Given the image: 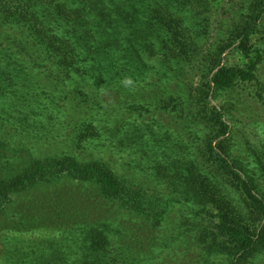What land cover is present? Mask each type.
Listing matches in <instances>:
<instances>
[{
  "label": "trees",
  "instance_id": "trees-1",
  "mask_svg": "<svg viewBox=\"0 0 264 264\" xmlns=\"http://www.w3.org/2000/svg\"><path fill=\"white\" fill-rule=\"evenodd\" d=\"M213 7L212 0H0V218L19 197L40 190V217L17 212L14 229L62 231L59 240L13 237L3 263L138 264L177 204L181 218L192 216L210 246L233 263L264 253V191L234 157L224 108L213 105L258 80L263 52L255 38L264 0H239L222 16L195 95L187 100L174 88L200 57L202 35L212 28L202 15ZM229 51L238 65L222 64ZM124 95L142 103L101 104ZM71 100L78 102L77 121L69 118ZM153 108L186 112L183 121L197 137L205 131L196 141L202 148L148 120ZM10 128L40 133L43 143L69 131V152L35 158L21 143L11 146ZM113 139L129 145L144 172L156 169V177L170 180L185 201L151 194L101 161L78 156ZM196 151L206 168L198 167Z\"/></svg>",
  "mask_w": 264,
  "mask_h": 264
},
{
  "label": "rangeland",
  "instance_id": "rangeland-1",
  "mask_svg": "<svg viewBox=\"0 0 264 264\" xmlns=\"http://www.w3.org/2000/svg\"><path fill=\"white\" fill-rule=\"evenodd\" d=\"M212 1L213 9L209 13L201 14L202 18H210L212 28H209L202 35L204 37L202 50L199 54L200 57L192 68L188 67V69H185L186 76L184 75L174 87L176 92H180L181 90L184 98L186 97L187 100L189 96L191 97L196 94L200 85V75L205 70L204 64L207 63L204 60L207 59L206 55L209 49L218 38V22L222 16L227 17L228 8L235 7V4L239 2V0ZM190 20L192 21L193 19ZM255 42L259 44L263 52V61L257 72L258 80L252 83L239 84L227 94L225 101L213 103V105L218 107L223 106L224 108L223 111L226 114L227 122L231 127V142L233 144L234 157L247 170L256 174L258 183L264 191V178L261 177L262 173L260 172L261 169H264V22L255 38ZM222 64L238 65V55L231 51L227 52L222 57ZM69 89H71V86H69L68 91ZM153 89L157 91L156 88ZM76 100L66 102L69 105L67 106L69 107V118L77 121L81 117L80 114L76 115L77 113L73 109V104L78 103ZM137 101L141 102L132 96L124 95L122 97L114 96L113 99L106 97L101 104L105 108L114 109L124 108L132 104L136 105L137 103L135 102ZM151 111L152 114L151 112L145 114L146 117L151 116L147 118L148 120L155 118L162 126L171 129L172 132L178 129L177 134H181L179 136H182L184 140L189 141L193 138L196 148H202V142L196 143V141L200 137L201 139L203 138L205 131L199 128V137H197L195 134L196 130H191L189 125L183 121L186 112L171 110L169 113L162 114L160 113L162 111L156 108H153ZM122 113H124L123 110ZM70 122L75 125L73 121L70 120ZM7 129L9 128L7 127ZM68 134L69 131L68 133L64 132L62 137H56L52 140L47 138L43 143L40 133L34 135L26 132H17L15 129L12 130L10 128L9 141L11 142V146L15 148H19V144L21 143L23 147L31 151V155L38 158L47 154H54L55 152H67L70 148L68 146L69 142L66 140ZM113 141L104 147L99 146L84 153L79 152L78 156L82 157L84 162L101 161L108 165L117 175L144 187L151 194L161 197H175L177 200L185 201L186 196L174 189L170 180L156 177L158 173L156 169H152L149 173L144 172L145 170L142 169L143 163H140L135 156L130 155L127 148L128 144H122L118 139H113ZM24 154L27 155L26 152ZM195 161L199 168L207 166L205 159L198 151L195 154ZM208 170L214 171L213 167L208 168ZM43 197L45 195H40V190L23 195L16 200L17 204L15 203V206H10L8 213L0 218V264H5L3 263L2 253H4L3 250L6 246L10 245L8 241L13 237L25 240H59L61 238L62 231L47 227L23 232H17L14 229L17 212L26 211L31 218L40 217V204ZM188 204L198 207V201L194 204L189 201ZM212 206L208 208L213 211L211 209ZM180 207L177 204L170 209L162 225L151 233L153 238H155L153 240L156 241V245L144 252V258L138 264H236L217 246H210L212 243L211 239L196 227V221L192 219V216L186 220L181 218ZM213 213H216V211H213ZM138 233L146 235L145 228L144 230L141 229ZM247 264H264V253L249 260Z\"/></svg>",
  "mask_w": 264,
  "mask_h": 264
}]
</instances>
